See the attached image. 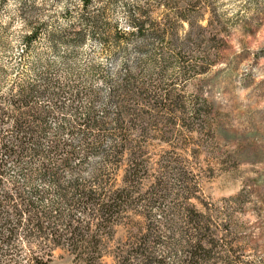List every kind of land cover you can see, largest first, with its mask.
Returning <instances> with one entry per match:
<instances>
[{
    "label": "rangeland",
    "instance_id": "1",
    "mask_svg": "<svg viewBox=\"0 0 264 264\" xmlns=\"http://www.w3.org/2000/svg\"><path fill=\"white\" fill-rule=\"evenodd\" d=\"M92 1L83 8L79 0H0V132L11 129L3 99L47 82L62 108L36 100L49 112L48 137L59 125L73 127L61 136L73 144L82 133L99 137V152L85 155L89 170L119 139L117 89L130 77L146 102L158 103L144 109L145 136H130L148 168L141 192L162 176L170 195L161 206L213 205L234 226L226 240L235 264H264V0ZM179 14L194 20L193 30L203 27L199 38ZM130 16L145 21L144 35H127L120 46L107 40L116 26L130 32ZM32 28L42 31L28 47L23 36ZM88 107L102 124H84ZM142 223L131 216L116 238ZM48 264L79 263L57 250Z\"/></svg>",
    "mask_w": 264,
    "mask_h": 264
},
{
    "label": "trees",
    "instance_id": "2",
    "mask_svg": "<svg viewBox=\"0 0 264 264\" xmlns=\"http://www.w3.org/2000/svg\"><path fill=\"white\" fill-rule=\"evenodd\" d=\"M79 1L83 8L93 2ZM130 17L128 34L116 26L106 39L120 46L127 35L143 36L145 21ZM179 18L200 37L202 26L193 30L194 20L183 14ZM41 31L32 28L23 36L25 44L29 47ZM128 78L117 89L119 139L89 170L84 168L85 155L99 152L98 136L82 133L78 144H73L69 138H61L70 136L73 127L59 125L48 137L49 112L37 106L36 100L45 96L61 110L56 103L59 90L49 89L47 82L41 87L28 83L3 99L12 112L8 115L10 132H0V264H48L57 250L79 264L236 263L229 255L232 242L226 240L234 226L223 212L209 204L205 211L191 204L161 206L159 201L170 195L162 176L141 192L148 168L141 146L131 144L130 136L136 131L145 136L141 124L144 109L155 110L158 103L146 102L134 80ZM133 102L136 107L131 106ZM5 115L1 111V118ZM128 115L140 124L131 120L125 124ZM83 121L93 127L102 124L94 119L90 107ZM9 171L15 173L13 178ZM153 209L159 211L158 218ZM131 216L143 218L144 223L135 232L116 238L117 229L126 227ZM160 245L166 249L165 255L158 252Z\"/></svg>",
    "mask_w": 264,
    "mask_h": 264
}]
</instances>
